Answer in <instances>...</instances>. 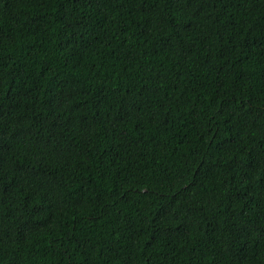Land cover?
Listing matches in <instances>:
<instances>
[{"label": "trees", "instance_id": "1", "mask_svg": "<svg viewBox=\"0 0 264 264\" xmlns=\"http://www.w3.org/2000/svg\"><path fill=\"white\" fill-rule=\"evenodd\" d=\"M0 264H264V0H0Z\"/></svg>", "mask_w": 264, "mask_h": 264}]
</instances>
